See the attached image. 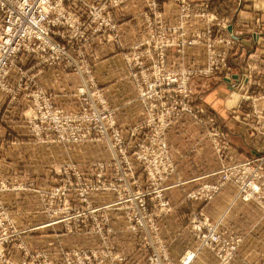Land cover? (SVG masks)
<instances>
[{
  "label": "rangeland",
  "instance_id": "1",
  "mask_svg": "<svg viewBox=\"0 0 264 264\" xmlns=\"http://www.w3.org/2000/svg\"><path fill=\"white\" fill-rule=\"evenodd\" d=\"M115 1L77 0L76 5L71 2L68 10L78 24L89 23L85 34L76 24L54 27L53 43L64 47V52L21 53L0 84V127L21 129L24 134L16 138L28 139V144L16 142L10 145L11 150L7 151L4 145L0 151L4 157L0 167V218L20 231L6 249L16 259L28 253L31 264H184L191 253L194 257L189 264H194L203 251L208 252L205 256L209 264H231L239 256L243 235L222 228L200 212L183 216L190 235L183 233V251L178 258L171 256L173 249L177 252L180 240L174 242L172 231L162 227L173 209L166 189L176 170L167 135L185 115L205 129L218 158L224 161L217 178L205 183L217 182L224 170L236 171L239 165L264 153V83L254 77L260 73L248 71L235 82L230 70L235 39L228 27L233 16L248 7L245 5L251 0H187L207 5L185 22L179 13L183 0H156L162 11L158 17L152 0H142L145 36L139 41L125 36L137 26L129 18L136 11L132 5L137 0ZM164 2H173L177 7L175 25L166 23ZM99 10L110 15L111 23L102 32L92 34L98 24L91 22ZM195 19L203 30L191 34L186 28ZM160 25L176 30L171 34L167 31L166 37L159 33L153 39L151 34L161 30ZM150 38L152 47L166 49L165 56L141 54ZM96 43H113L122 50L124 77L123 73H106L104 61L97 63L99 69L95 71L91 50ZM198 45L204 52L196 57L199 66H172L177 58L168 57L169 49L182 54L186 47ZM96 54L101 58V51ZM209 64L214 72L190 75L182 85L189 68L202 70ZM47 71L53 74L48 80L56 84L52 91H46L39 82ZM213 77L230 79L226 84L231 99L229 121L254 131L262 146L259 155L234 159L228 132L210 107L197 101L194 81ZM123 79L131 82L123 84ZM110 80L121 83L108 88L106 81ZM57 90L63 91L64 97L53 95ZM162 141L167 148H162ZM42 174L43 179L38 178ZM228 184L234 185L238 197L243 199L239 187L229 182L211 200ZM200 185L187 192V201H204L188 198ZM245 201L255 202L264 212L263 202ZM210 227L222 237L221 248H213L202 238ZM37 230L44 235L53 234L62 244L55 247L50 243L52 246L46 249L27 246L25 236ZM34 241L29 240L32 246L36 245ZM195 242V246L187 247ZM232 242L238 243L235 256L223 263L219 253Z\"/></svg>",
  "mask_w": 264,
  "mask_h": 264
},
{
  "label": "crops",
  "instance_id": "2",
  "mask_svg": "<svg viewBox=\"0 0 264 264\" xmlns=\"http://www.w3.org/2000/svg\"><path fill=\"white\" fill-rule=\"evenodd\" d=\"M204 0H194L198 3ZM249 1V0H247ZM132 5L136 9L129 18L137 26L131 28V32H125V36L132 40L144 39L145 33L141 23L142 19V0H137ZM238 4V3H237ZM240 9L238 15H234L228 31L233 33L234 48L231 52L230 70L231 76L235 82H239L242 75L248 71L256 73L255 80L264 83V0H251ZM176 5L173 2H164V9L167 15L166 23L168 25H175L177 23ZM231 27V30H230ZM189 33L203 30V25L198 19L190 21L186 28ZM121 36L124 37L123 30ZM131 44V43H129ZM101 51V58H97L96 51ZM184 53H177L176 49L168 50V57H176L177 61L174 67H196L199 66L197 56L202 55V45L192 48L186 47ZM92 56L95 58V71H98V62L104 61L106 65V73H123L124 77V62L122 50L111 44H94L92 47ZM181 52V51H179ZM203 52V53H202ZM179 57V59H178ZM99 59V61H97ZM250 67V68H249ZM251 69V70H250ZM52 72L47 71L41 75L39 82L41 86L47 91H52L54 85L53 81L48 80L52 76ZM230 80V79H229ZM225 77H213L212 79H202L194 81V91L197 92V101L207 105L215 113L218 122L228 132L234 159H241L243 157H255L262 152V146L258 142L254 131L251 129H244L236 122L229 121L230 118V92L226 88L229 82ZM131 82L128 79H123V84ZM121 81L110 80L106 81V87L114 88L119 85ZM227 84V85H226ZM53 94V93H52ZM53 95L57 98L64 97V92L57 90ZM124 96V104L125 103ZM137 103L139 101L137 100ZM137 111L139 110V104ZM140 117L143 113V106L140 103ZM139 115V112H138ZM138 119V118H137ZM22 132V133H21ZM25 131L19 129L1 128L0 127V151L5 145L7 151L11 150V144L20 142L28 144L26 138L21 137ZM25 134L24 136H26ZM7 138V140L4 139ZM168 144L172 153L173 160L176 165L175 172L168 179V187L166 193L173 202V209L165 218L164 230L172 231V236L179 241L177 245V252L172 250V258H178L183 251L181 239L183 233L188 232L189 226L183 222V216L188 217L192 213L200 212L205 214L206 219L211 218L213 222H219L222 228L232 230L234 233L243 235L244 240L242 247L239 250V256L231 264H264V212L257 208L253 201H245L238 197L237 189L234 185L228 184L213 200L205 201H187L186 194L188 191L205 182L214 181L218 172L223 165V160L219 159L214 147L208 138L206 131L200 125L194 124L188 115L176 121L167 135ZM6 141V142H5ZM4 157L0 152V167L3 164ZM43 179V174L41 177ZM208 215V216H207ZM184 217V218H185ZM187 221V220H186ZM167 228V229H166ZM189 234V232H188ZM46 235V236H45ZM42 234L39 230L35 231L31 236H25L26 245L33 248L46 249L55 245V247L62 244L53 234ZM190 235V234H189ZM50 236V237H49ZM171 236V237H172ZM170 238V237H169ZM29 240H36L35 246H32ZM52 240V241H50ZM172 240V239H171ZM172 240V241H173ZM193 240V236H192ZM50 241V242H49ZM52 243V245H49ZM174 244V243H173ZM195 243L187 247H193ZM171 248L173 245L171 244ZM180 248V249H179ZM17 250V256L20 254ZM208 252L203 251L197 258L194 264H209L206 259Z\"/></svg>",
  "mask_w": 264,
  "mask_h": 264
},
{
  "label": "built area",
  "instance_id": "3",
  "mask_svg": "<svg viewBox=\"0 0 264 264\" xmlns=\"http://www.w3.org/2000/svg\"><path fill=\"white\" fill-rule=\"evenodd\" d=\"M121 1L122 0H116L115 3ZM71 2H73V5L77 4V0H0V84L9 75L12 63L15 62L16 58L21 53L26 52L30 54H38L44 52L49 54L52 50H57L61 53L64 52V47L53 43L51 32L56 26L66 25L72 27L75 24L79 25L78 20L73 18V13L68 10ZM200 4L183 0L180 5L181 12L179 13H181L182 18H185L184 22L192 15H198L199 10L203 11L206 7L205 5H207L204 3ZM151 6L155 8L154 10H156L157 17L159 14H162V11L160 12L161 8H159L160 6L156 0L151 1ZM159 20L160 24H162V18H159ZM91 23L98 24V26L93 29L92 33L96 34L97 32H102L105 29V26L110 25L111 17L108 14L104 15L103 12L99 10V12L94 15ZM88 24L82 23L79 25V28L82 30V35H84L89 29ZM160 28L161 30L151 34L153 39H157L156 37L159 36V33L166 34L164 35L166 37L168 34H171L172 30H176V27L171 26L165 28L160 25ZM167 31L169 32L168 34ZM212 32L213 31L208 33V36H210ZM150 40L151 38L149 39L148 47L146 49H141V54L149 57H155L156 54L165 56L164 52L166 49H158L159 46L157 45L152 47ZM225 54L226 52L222 56L223 60ZM52 55H55V53ZM153 66L156 67V65ZM214 70L213 65L210 64L207 68L202 70L189 68L185 79L182 80L181 83L182 85L187 83L190 75L192 77L197 73L206 74L214 72ZM153 84V82H150V85ZM152 87L156 86L153 85ZM161 143L162 148H167L165 141H162ZM236 168V171L227 170L225 172L224 170L222 176L217 182L200 185L197 190L188 194V198L209 201L226 183L233 182L239 187V192L243 199L256 200L264 203V153L262 152L261 155L250 161V163H244ZM237 172H243L246 174L240 176V173ZM19 233L20 231L10 227L2 217L0 218V264L32 263L29 261L28 253L22 258L16 259L11 250L6 249L7 243L15 240ZM202 238L213 248H221V246L224 245L222 237L214 227H210L208 232L202 235ZM225 246V248H222L224 249L223 253L218 251L220 252L219 257L223 263L230 262L234 258L238 243L232 242ZM193 257L194 253L187 256L184 264H189V262L193 260ZM68 263L70 264L69 261Z\"/></svg>",
  "mask_w": 264,
  "mask_h": 264
},
{
  "label": "water",
  "instance_id": "4",
  "mask_svg": "<svg viewBox=\"0 0 264 264\" xmlns=\"http://www.w3.org/2000/svg\"><path fill=\"white\" fill-rule=\"evenodd\" d=\"M230 30H231V27H230Z\"/></svg>",
  "mask_w": 264,
  "mask_h": 264
}]
</instances>
